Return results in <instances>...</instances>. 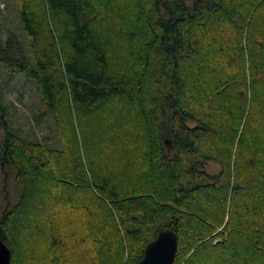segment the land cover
Listing matches in <instances>:
<instances>
[{
  "label": "trees",
  "instance_id": "trees-1",
  "mask_svg": "<svg viewBox=\"0 0 264 264\" xmlns=\"http://www.w3.org/2000/svg\"><path fill=\"white\" fill-rule=\"evenodd\" d=\"M19 10L33 62L15 33L0 36V62L35 82L55 121L110 104L140 120L123 143L138 144L123 147L134 166L88 168L76 151L59 177L42 143L6 126L0 161L20 190L0 215L11 264L38 174L97 223L75 238L80 228L60 231L47 214L45 231L23 236L40 258L27 251L21 264H137L165 228L178 234L173 264H264V0H19Z\"/></svg>",
  "mask_w": 264,
  "mask_h": 264
},
{
  "label": "rangeland",
  "instance_id": "rangeland-1",
  "mask_svg": "<svg viewBox=\"0 0 264 264\" xmlns=\"http://www.w3.org/2000/svg\"><path fill=\"white\" fill-rule=\"evenodd\" d=\"M192 1L189 0V2ZM0 29L2 41H5L10 33H15L21 42L24 53L33 62L29 38L20 18L19 0H0ZM134 109L130 106H126L124 109L116 108L115 105L110 104L105 112L88 117L72 112L70 119L64 109L60 121L57 122L45 108L35 82L18 69L0 62V141L5 134L6 126H8L10 131L23 139L42 143L41 147L45 151L44 158L47 159L46 165L55 172L57 177L60 176V172H67L65 167H69V156L76 151L80 152L88 168L90 166L100 168L111 166L118 169L122 166L124 170H127V167L123 165L134 166V162L131 160V156L129 158L126 154V150L137 151L138 144H123L128 139L134 140L135 134H137L136 128L139 123L136 125L134 121L140 120V116L134 113ZM124 146L128 149H124ZM59 154L64 155V158L67 159L61 165L57 159ZM206 169L209 172H217L220 170V165L218 162L209 161L206 164ZM102 171L105 170L102 169ZM37 176V186L34 187L33 200L31 199L32 205L26 216V225L23 224L25 230L19 231V233L24 231L22 238L19 239L22 247L19 246L21 248L18 258L20 264L27 251L30 252L28 255L34 254L37 260L40 258L39 250L34 247L33 243L36 238L26 246L23 245V238L29 232H34L37 235L39 230L40 233L45 231L49 226L44 219L47 214L49 222L58 224L55 227L60 231H68L69 228L75 227L77 231V228H80L75 238H78V235L79 238L81 235L84 236L81 225L85 226V229L87 227L86 232H88L90 230L88 224L97 223L95 218H87L85 221L87 215H85L86 211H83L82 205L86 202L80 206L76 195L72 207L68 204L64 205L60 201L63 195L66 196L61 192L64 189L55 188L51 183L43 180L44 178L39 174ZM19 195L16 171L9 169L0 161V215L17 202ZM54 198L56 200H53ZM43 202H46L45 208L42 205ZM42 210H45L44 213L46 212L44 215ZM93 248V244L83 245L80 252L91 250L92 254Z\"/></svg>",
  "mask_w": 264,
  "mask_h": 264
},
{
  "label": "water",
  "instance_id": "water-1",
  "mask_svg": "<svg viewBox=\"0 0 264 264\" xmlns=\"http://www.w3.org/2000/svg\"><path fill=\"white\" fill-rule=\"evenodd\" d=\"M178 241V234L174 229L160 230L157 236L146 245L143 257L137 264H173ZM0 264H11V250L1 237Z\"/></svg>",
  "mask_w": 264,
  "mask_h": 264
}]
</instances>
